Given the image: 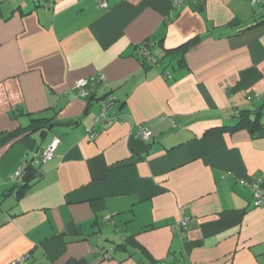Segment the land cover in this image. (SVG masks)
Segmentation results:
<instances>
[{
	"label": "crops",
	"instance_id": "1",
	"mask_svg": "<svg viewBox=\"0 0 264 264\" xmlns=\"http://www.w3.org/2000/svg\"><path fill=\"white\" fill-rule=\"evenodd\" d=\"M250 2L0 0V142L48 121L0 143V264H264L250 191L264 128L221 131L240 110L264 113V0ZM97 74L90 104L74 97ZM107 95L114 123L95 125ZM29 164L37 177L18 192L9 176Z\"/></svg>",
	"mask_w": 264,
	"mask_h": 264
},
{
	"label": "built area",
	"instance_id": "2",
	"mask_svg": "<svg viewBox=\"0 0 264 264\" xmlns=\"http://www.w3.org/2000/svg\"><path fill=\"white\" fill-rule=\"evenodd\" d=\"M98 8L107 9V0H95ZM260 2V0H251L250 4L255 5ZM264 8V7H263ZM138 53L142 59L149 60V52L147 45L143 44ZM105 82V77L101 74L92 75L87 78H82L77 80L71 87V92L74 97L83 99L85 101L91 100L94 96V86ZM249 99V98H248ZM92 101V100H91ZM98 113L94 118L95 125L103 123L106 127L111 126L114 123V118L109 114L110 109L116 104V99L113 95H107L104 98L98 99ZM97 131L93 129L86 130V136L93 140L97 136ZM135 136L141 141H147L152 137V132L148 127L140 126L137 129ZM58 145V140L54 138L47 147L42 149L36 156L33 164L40 165L51 161L54 157V152ZM23 169L18 168L13 174L9 176V181L15 183L17 179L22 177ZM251 191V204L255 208H264V182L261 177L255 178L250 185ZM110 217H106L108 220ZM190 219L187 217H182L174 226V229L180 234L184 235L188 230ZM112 249L101 250L99 257L102 259H109L111 257ZM29 254H25L18 259L13 260L10 264H27L29 260ZM155 264H173L172 260L163 259Z\"/></svg>",
	"mask_w": 264,
	"mask_h": 264
},
{
	"label": "trees",
	"instance_id": "3",
	"mask_svg": "<svg viewBox=\"0 0 264 264\" xmlns=\"http://www.w3.org/2000/svg\"><path fill=\"white\" fill-rule=\"evenodd\" d=\"M143 44L147 45L146 42ZM141 64L146 65V60L142 59ZM91 100L87 101L88 105L90 104ZM237 114H238L237 123L232 127H225L221 129V131H227L229 133H234L239 130H246L247 132H249V134L255 135L256 133H258L264 128V122L262 121V117L264 116V113L261 108H256L253 110H248V109L240 110ZM41 122H42V125L45 126L47 124L46 122L48 121L47 120H43V121L32 120L30 126L27 129H23L21 131H26L29 129H34V130L39 129L36 127V124H39ZM39 127L40 129L43 128V126H39ZM21 131L9 133L5 136H2L0 143H5L7 140L11 138H17L20 135ZM35 177H37V170L33 168L31 164L27 165L23 169V174L21 177L22 182L18 186V192L23 191L28 186L29 181L34 179Z\"/></svg>",
	"mask_w": 264,
	"mask_h": 264
}]
</instances>
